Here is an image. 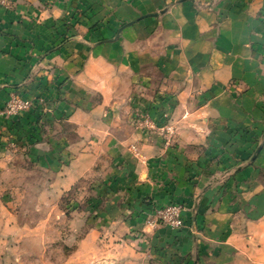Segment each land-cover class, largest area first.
Instances as JSON below:
<instances>
[{
	"label": "crops",
	"instance_id": "1",
	"mask_svg": "<svg viewBox=\"0 0 264 264\" xmlns=\"http://www.w3.org/2000/svg\"><path fill=\"white\" fill-rule=\"evenodd\" d=\"M23 87L61 117L63 187L102 168L127 226L186 207L153 253L264 264V0H0V106Z\"/></svg>",
	"mask_w": 264,
	"mask_h": 264
},
{
	"label": "rangeland",
	"instance_id": "2",
	"mask_svg": "<svg viewBox=\"0 0 264 264\" xmlns=\"http://www.w3.org/2000/svg\"><path fill=\"white\" fill-rule=\"evenodd\" d=\"M24 88L0 106V264H197L165 246L153 253L149 229L165 224L147 215L127 226L129 210L109 207L116 188L102 168L66 188L59 183L52 164L40 160L66 163V147L50 141L63 133L61 117L53 101ZM15 100L30 106L9 115Z\"/></svg>",
	"mask_w": 264,
	"mask_h": 264
},
{
	"label": "built area",
	"instance_id": "3",
	"mask_svg": "<svg viewBox=\"0 0 264 264\" xmlns=\"http://www.w3.org/2000/svg\"><path fill=\"white\" fill-rule=\"evenodd\" d=\"M5 4V2H3ZM30 106V102L27 100H15L14 103L9 105L7 113L9 115H14L16 112L20 110L28 109ZM144 124L146 126L153 127V122L149 116L144 119ZM186 207L183 204H169L158 208L156 210V216L158 220L164 223L166 226L179 230L184 227V211Z\"/></svg>",
	"mask_w": 264,
	"mask_h": 264
}]
</instances>
